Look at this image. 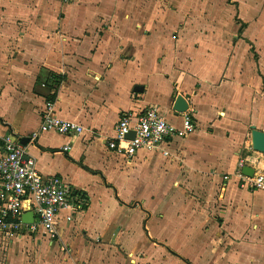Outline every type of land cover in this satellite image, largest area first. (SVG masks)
Returning a JSON list of instances; mask_svg holds the SVG:
<instances>
[{
	"label": "crops",
	"instance_id": "0c3cea01",
	"mask_svg": "<svg viewBox=\"0 0 264 264\" xmlns=\"http://www.w3.org/2000/svg\"><path fill=\"white\" fill-rule=\"evenodd\" d=\"M65 1L0 0V136L30 139L39 172L84 200L54 240L22 230L8 264L17 241L42 264H264V191L239 184L264 169V0H229L220 18L205 0ZM48 103L82 134L40 133ZM149 107L197 130L133 159L110 150L120 116Z\"/></svg>",
	"mask_w": 264,
	"mask_h": 264
},
{
	"label": "built area",
	"instance_id": "2783aa9c",
	"mask_svg": "<svg viewBox=\"0 0 264 264\" xmlns=\"http://www.w3.org/2000/svg\"><path fill=\"white\" fill-rule=\"evenodd\" d=\"M197 130L192 116H186L183 128H174L155 107L123 113L115 127V136L109 141L110 150L133 159L140 150L157 152L168 144L170 138H186ZM83 126L74 121L62 120L55 114L53 103H48L43 113L40 133H56L64 136L80 135ZM135 133L134 138L128 135ZM70 146L63 151L69 152ZM232 177H225L229 182ZM241 188L264 191V169L252 177L241 175ZM84 200L63 179L45 177L37 169L36 161L28 158L27 148L9 132L0 136V236L5 241L19 237L22 230L27 235L42 234L54 240L63 212L73 216ZM34 213V222L24 224L23 216Z\"/></svg>",
	"mask_w": 264,
	"mask_h": 264
},
{
	"label": "rangeland",
	"instance_id": "374dc122",
	"mask_svg": "<svg viewBox=\"0 0 264 264\" xmlns=\"http://www.w3.org/2000/svg\"><path fill=\"white\" fill-rule=\"evenodd\" d=\"M65 1V0H64ZM73 0H66V3H71ZM216 1V2H215ZM205 3L207 2L208 5H206L205 3V8H208V11H210L209 13L212 14L215 18H220L221 15L225 12V8L228 5H232L231 2L229 0H205ZM215 2V3H212ZM259 8L263 9L262 12V16L260 17V20L258 21L260 26H263L264 29V6L262 5H258ZM155 9H158V7H154ZM159 9L162 12H172L175 11V3L171 2L170 0H162V5L159 6ZM158 9V10H159ZM228 10V8H227ZM184 12H190L189 10L185 9ZM227 11L224 13L226 14ZM232 14V17L234 16V14H238V9H234L233 12H230ZM223 15V14H222ZM249 21V20H248ZM234 22L236 23V25H238V28H240V23L237 22V20L235 19ZM238 23V24H237ZM218 27H216L217 29ZM259 31V30H258ZM255 38L252 37L251 38V45H254L253 40ZM254 53H256V50L254 51ZM257 54V53H256ZM252 55L254 56L255 54L252 53ZM252 56V58H253ZM257 56L259 57V54H257ZM259 59V58H258ZM57 84V83H56ZM58 86V84H57ZM62 86V84H60V87ZM59 87V88H60ZM58 88V90H59ZM39 237L35 236L33 239H37L38 240ZM15 242V241H14ZM13 240L10 241H5L3 237L0 236V264H8L9 263V258H8V254L10 253V248L12 246V244L14 243ZM19 247H21V250L23 252L15 254V257H18L16 262L17 264H42L43 261V254L41 252H39L36 249H31L30 247H28L27 245H20V241H17ZM16 242V243H17ZM165 251H162V254ZM260 264V263H259Z\"/></svg>",
	"mask_w": 264,
	"mask_h": 264
},
{
	"label": "water",
	"instance_id": "95a60500",
	"mask_svg": "<svg viewBox=\"0 0 264 264\" xmlns=\"http://www.w3.org/2000/svg\"><path fill=\"white\" fill-rule=\"evenodd\" d=\"M141 91L140 88L136 89V92ZM189 109V104L187 102V100L180 96L177 98L176 103H175V107L174 110L178 113H186ZM135 133H131L128 135V138H134ZM30 141V139H25L22 140V143L27 146V143ZM252 146L253 149L256 152L262 153L264 154V132H261L259 130L253 129L252 131ZM247 170L250 168H246ZM247 176L252 177V174H248L246 173ZM22 221L24 224H32L34 222V213L33 212H28L26 213L23 218Z\"/></svg>",
	"mask_w": 264,
	"mask_h": 264
},
{
	"label": "trees",
	"instance_id": "16d2710c",
	"mask_svg": "<svg viewBox=\"0 0 264 264\" xmlns=\"http://www.w3.org/2000/svg\"><path fill=\"white\" fill-rule=\"evenodd\" d=\"M51 78L55 80V82L58 84L56 90L60 87V84L64 81V76L58 75V74H52ZM58 91L54 94L53 98L54 99L57 95Z\"/></svg>",
	"mask_w": 264,
	"mask_h": 264
}]
</instances>
